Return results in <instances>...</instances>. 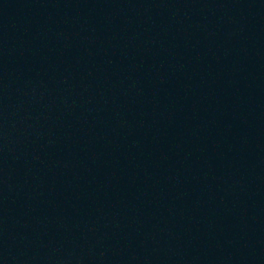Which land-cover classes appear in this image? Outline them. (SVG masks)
I'll use <instances>...</instances> for the list:
<instances>
[{
  "label": "water",
  "instance_id": "water-1",
  "mask_svg": "<svg viewBox=\"0 0 264 264\" xmlns=\"http://www.w3.org/2000/svg\"><path fill=\"white\" fill-rule=\"evenodd\" d=\"M0 264H264V0H0Z\"/></svg>",
  "mask_w": 264,
  "mask_h": 264
}]
</instances>
